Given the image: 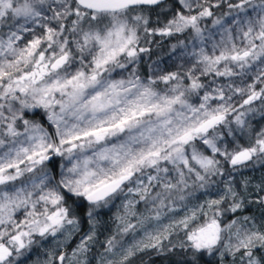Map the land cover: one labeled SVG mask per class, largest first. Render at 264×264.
Returning a JSON list of instances; mask_svg holds the SVG:
<instances>
[{
    "label": "snow or ice",
    "instance_id": "6c2138e0",
    "mask_svg": "<svg viewBox=\"0 0 264 264\" xmlns=\"http://www.w3.org/2000/svg\"><path fill=\"white\" fill-rule=\"evenodd\" d=\"M154 37L178 63L142 74ZM261 122L264 0H0V264H89L120 197L98 264H264V221L237 215L264 178H236L264 167Z\"/></svg>",
    "mask_w": 264,
    "mask_h": 264
},
{
    "label": "rangeland",
    "instance_id": "374dc122",
    "mask_svg": "<svg viewBox=\"0 0 264 264\" xmlns=\"http://www.w3.org/2000/svg\"><path fill=\"white\" fill-rule=\"evenodd\" d=\"M205 23H209L210 21H206ZM180 39H184L183 36L179 37ZM154 41H159V46H157L156 43H153L151 45H148L149 47H151L153 49L151 58H149L148 56H145L143 58V62L141 65V71L142 74H147V65H149L153 60H156L157 57L161 58L162 60V67L167 69V70H173V67L176 63H178V61L170 58L169 56V50H170V46L172 44L177 43V40L175 38H160V37H154L153 38ZM178 54V53H177ZM177 54H173V55H177ZM254 126L255 127H259L260 124H256V122L254 121ZM264 123V122H261ZM199 147V144L197 145ZM264 173V167H261L258 163L241 170V173L239 175L236 176V178L238 180H240V178L247 176V178L249 176H255L258 177L259 174H263ZM249 174V175H247ZM235 175V174H234ZM208 197L202 195L201 193L197 192L195 194V196L192 198L190 206H194L197 203H201L203 202L204 199H207ZM124 197H120L118 198L116 201L113 202L112 205H110L107 209H102L100 212V215L98 217V219L101 221L102 225H105L106 223V227L102 226L99 227L97 229V236L98 234L101 232L102 236L100 238V240L97 241V243L92 247L91 252L84 257H80L79 259L81 261L83 260H87L89 262V264H98V261L100 260V254L103 253L104 251V241L106 240V238L112 234H114L116 232V225H117V220L115 219L117 215H123V209L121 207V203L123 201ZM136 210L137 212L143 213L145 212V206L143 204L137 205L136 206ZM184 212L183 210H180L177 213V218H179L180 216H183ZM240 216H250V215H241ZM253 217V216H251ZM232 218V217H230ZM255 218V217H253ZM257 221L258 226L260 225L261 221H264L262 219H257L255 218ZM168 220L165 219L164 223H167ZM140 233H137V238H139ZM173 238V237H172ZM59 239H63L62 237H60ZM125 241L127 243H131L132 238L129 237H125ZM79 242V237H75L73 239L72 242L69 243V245L65 248L66 252H71L73 248L76 247V244ZM174 242V241H173ZM167 243V241L165 242ZM54 246V242H50L46 247L51 248ZM111 257H109L110 259ZM45 259V257L43 256L42 252L37 251L35 252L27 261L26 264H39V261Z\"/></svg>",
    "mask_w": 264,
    "mask_h": 264
},
{
    "label": "trees",
    "instance_id": "16d2710c",
    "mask_svg": "<svg viewBox=\"0 0 264 264\" xmlns=\"http://www.w3.org/2000/svg\"><path fill=\"white\" fill-rule=\"evenodd\" d=\"M249 175V174H247ZM261 178H264V173L263 174H259L258 177L255 176H249L247 178V176H244L242 178H240L241 181L243 180H251V182L253 184H259L261 181ZM249 191H251V189H249ZM262 213H264V206H259L256 204H252L251 206H249L248 208L245 209L244 212L242 213H238L237 215L241 214V215H250L253 216L257 219H262L264 220V215H262ZM102 236V233L100 232L98 234V240H100ZM179 238H182L179 237ZM178 238L177 237H173L172 240L174 242H176ZM67 250V248H66ZM179 254L177 255H172L170 253L164 252V253H158L156 250L154 249H149L146 250L144 252H140L138 253L136 256H134L131 259V264H172V262L175 259H178ZM213 264H217L216 260H213ZM223 264H232V259L231 257L226 256L224 258Z\"/></svg>",
    "mask_w": 264,
    "mask_h": 264
}]
</instances>
